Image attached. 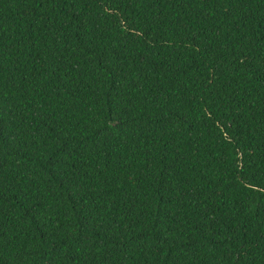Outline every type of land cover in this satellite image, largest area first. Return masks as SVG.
Instances as JSON below:
<instances>
[{"label":"trees","instance_id":"obj_1","mask_svg":"<svg viewBox=\"0 0 264 264\" xmlns=\"http://www.w3.org/2000/svg\"><path fill=\"white\" fill-rule=\"evenodd\" d=\"M0 264H264V0H0Z\"/></svg>","mask_w":264,"mask_h":264}]
</instances>
